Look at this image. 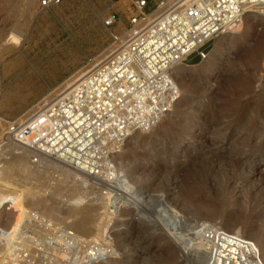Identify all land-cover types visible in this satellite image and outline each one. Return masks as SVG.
<instances>
[{"label":"rangeland","instance_id":"obj_1","mask_svg":"<svg viewBox=\"0 0 264 264\" xmlns=\"http://www.w3.org/2000/svg\"><path fill=\"white\" fill-rule=\"evenodd\" d=\"M41 1L0 0V173L36 163L23 147L3 144L10 137L7 127L44 110L68 84L107 58L113 36L126 33L136 14L134 0H63L45 7ZM110 15L116 22L105 28ZM19 25L23 37L8 44ZM244 30L248 34L211 41L203 61L196 56L184 61L177 73L179 99L171 111L150 132L134 133L113 146L118 150L111 156L115 181H103L111 186L101 192L119 203L98 210L86 247L66 227L56 230L55 240L48 239V230L41 233L43 242H35L36 231L27 230L13 247L30 244L25 259L32 264H203L204 247L193 241L190 230L209 223L250 239L264 264V15L248 16ZM40 171L41 179L5 175L10 185L0 186L5 203L0 222L6 224L21 201L33 206L42 200L54 210H71L67 195H51V184L79 186V179ZM91 184L96 198L101 181ZM63 215L47 214L53 224H60ZM41 219L38 226L44 230ZM57 242L72 248L61 250L63 259L53 256L59 255V245L53 250ZM90 244L96 251L91 258L84 253Z\"/></svg>","mask_w":264,"mask_h":264},{"label":"built area","instance_id":"obj_2","mask_svg":"<svg viewBox=\"0 0 264 264\" xmlns=\"http://www.w3.org/2000/svg\"><path fill=\"white\" fill-rule=\"evenodd\" d=\"M257 5L264 0H134L136 14L126 33L113 36L112 53L44 110L8 126L9 136L46 157L64 155L73 167L93 169L101 182L115 181L111 153L118 151L112 148L123 119L132 131L154 129L178 98L171 67L192 56L203 61L206 46L240 29ZM115 22L110 15L104 27ZM190 232L204 247L203 264H263L254 243L239 233L209 223Z\"/></svg>","mask_w":264,"mask_h":264},{"label":"bare ground","instance_id":"obj_3","mask_svg":"<svg viewBox=\"0 0 264 264\" xmlns=\"http://www.w3.org/2000/svg\"><path fill=\"white\" fill-rule=\"evenodd\" d=\"M252 14L264 15V5L255 6L253 8V10L251 11V13L246 16L245 21L247 20L248 16H250ZM244 22H243V25H242V27L240 29H238L236 31H233V32H230V33H227V34H224V35L228 36V35L238 34V33H241V32H245L246 34H248L247 33L248 30H244ZM22 30H23V25H19L14 31L12 30L13 32L9 34V37L7 39L8 40V44H16V43H18L21 40V38L23 37ZM220 36L222 37L223 35H220ZM0 38L2 39V37H0ZM3 40H4V38H3ZM8 50H9V48L5 49V51H8ZM97 65L93 69H95L97 67ZM180 65H181L180 63H176V64H174L171 67V76H172V80H173V83H174V85L176 87L177 95H178L177 101L179 99L178 74L177 73H181ZM91 71H89L88 73H90ZM75 83H77V82L68 84L66 86V88L63 91H61L60 94L57 95L49 104H51L53 101H55L62 93H64L65 91L69 90L70 88H72ZM96 114H101V112H96ZM122 114L125 117L126 116V111H124ZM0 122H1V120H0ZM137 132H139V131H132V129L129 127L128 123H126L124 121V119H123L122 125H121V127H119V130H118V132L116 134L117 139H115V143H113V144H116V143L121 142V141H125V140L129 139L134 133H137ZM120 133H121V136H120ZM15 143H17V145H15ZM5 144L8 147H10L11 145L15 146L17 148L18 147H21V148L23 147L24 151H27V152L31 153V155L33 156V158L36 161V163L33 164V165H29L27 167L17 168V169H20V170H18L16 172H12L11 171V167L3 168L5 170H4L3 173H0V186H4V188H5V186L9 187V185H10L9 182H8L9 179L5 175H7V176L9 175L10 176V174H15V175L19 174L18 176L21 177L24 180H27V179H31V180L32 179H41V177L43 176L42 175L43 172L41 173L40 170H42V169H50V170L55 171V172L58 171L59 175H63L65 177L66 176H70V178L75 177V178L79 179L78 183L80 181L81 184L79 186H77L78 184H76V185L75 184L74 185L71 184L70 185V184L66 183V181L65 182H55V183H53V180H52L53 185L51 184V186L53 187L52 188L53 193L50 192V193H52L51 195L52 196L67 195L65 197L66 198L65 200H66V202H68L67 204H69V206L71 207V210L69 212H67V213H65V212H63L62 210H59V209H57V210L52 209L50 205L47 206L45 204L46 202H44L42 200L37 201L34 204L35 206L34 205L31 206L30 202L21 201L18 204V207L16 208V210H14V212L11 214L12 216H11L10 219H8V222H6V224H4L5 222L4 223L0 222V223H3V224H0V254H2V255H0V264L1 263L4 264V261H7L6 264H19V263L20 264H32L31 261H29L28 259H25V258L28 257V255L26 253H28L29 250H30V247H31L30 244L28 246H26V247L22 246L21 248L20 247H17V248L13 247V245H17V243L19 242L18 240H19V238L22 237L23 232H24V234L28 233L27 230L36 231L37 234H36V237H35L36 238L35 242H37L36 240H40V241L43 242V238L40 235L41 233L43 234L44 232H48L49 231L48 234L46 233L49 236L48 239L55 240L56 239V235L58 234V232L60 230L59 227H61V229L66 227V228H68V230L71 231V237L73 239L77 238L79 241H82V244H85L84 247H86V244L91 242V241L89 242V240H93V239H89L90 238V232H91L90 228H91V225L93 223L95 225V217L98 216V214H97L98 210L101 207L109 209L111 205L119 203V201H117V199H114V198H111V197H105L104 196L105 194H103L101 192L104 188L110 189L109 187L111 185L109 186L108 183L101 182V184L99 185L100 194L98 193L99 195L96 198H93L95 195H93V197L91 196L92 193H94V192L92 191L90 186L92 185L91 183H93L95 185V182L97 181V179L93 175H90V172H93L92 169L86 168V169H88L86 171V170H83V169H85V167L83 166L82 167V171H80V170H77V169H81L79 167L67 166V165L61 163V161L64 162V160H65V162H67L66 157L64 155L58 157L59 159L58 158L57 159H53V158L46 157V156H44L42 154H39V153H36V152H34L32 150L27 149L21 143L14 141V139L11 136L9 138H7V142ZM117 152L118 151H115V152H112L111 154L113 155V153H114V155H115ZM13 169H15V167ZM29 169H31V170H29ZM38 169H40L39 170L40 172L38 171ZM71 169H74V170H71ZM52 173L50 175H51V177L54 178V173L53 174ZM60 173H62V174H60ZM50 179H52V178H50ZM72 179H74V178H72ZM94 185H93V187H95ZM11 186H12V184H11ZM43 186H44V184H43ZM1 191H3V190H1V188H0V196H1ZM26 191H25V193H26ZM52 196H51V198H53ZM136 198H138V197H136ZM0 200H1V197H0ZM0 203H1V201H0ZM133 203H134V205H136L137 201L133 200ZM4 204L5 203L2 201V203L0 205L2 206ZM9 205H11V204H9ZM1 210H2V207H1ZM2 211H4V210H2ZM61 213H62V215L65 214V216L64 215H63L64 217L61 216L63 218H61L60 224H53L52 221H51V220H53V218L49 219L48 216H47V214L51 215V216H57V215H60ZM67 217L78 218V219H69ZM41 218H43V219H41ZM40 219L44 220V223H41V224L44 225V228H45L44 230H46V231L40 230L41 228H40V226H38ZM56 219H58V218H56ZM100 225L102 226L101 229H97L96 230V232L98 234H101V230L104 228L103 227V222L101 224L98 223V226H100ZM98 226H97V228H98ZM169 233H170V231H169ZM170 235H172V234H170ZM66 236L68 237V234ZM29 237H31V240H33L34 235L31 234ZM75 242H77V241H75ZM30 243L32 244V242H30ZM58 245H59L58 251H59V249H60V251L59 252L57 251L58 252L57 254H59V255H56V253L54 252V255H53L54 257L57 256V257H60L61 259H63L65 257V255L62 252L63 249L64 250L66 249L68 252L72 251V248L70 247V244L65 243V242H63L61 244L62 247L60 246L59 242H57V244L54 245V246L52 245L53 246V250L55 249L54 251H56V249H57L56 247ZM34 246L37 247L36 244ZM79 246H81V245H79ZM199 246H201V245L199 244ZM256 248H257V246H256ZM80 249H82V246L80 247ZM21 250H22V252H21ZM258 251H259V254H260V250L259 249H258ZM95 252L96 251H94V249L91 248V244L84 251V253H86V257H89V258L94 256ZM22 253L25 254V257L22 256ZM260 257H261V255H260Z\"/></svg>","mask_w":264,"mask_h":264}]
</instances>
